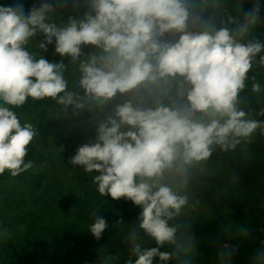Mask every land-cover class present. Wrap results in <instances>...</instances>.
<instances>
[{
    "label": "clouds",
    "instance_id": "1",
    "mask_svg": "<svg viewBox=\"0 0 264 264\" xmlns=\"http://www.w3.org/2000/svg\"><path fill=\"white\" fill-rule=\"evenodd\" d=\"M82 19L57 23L56 8L47 2L0 6V176L17 177L34 167L26 157L37 128L16 109L29 100H50L61 110L103 111L118 95L127 97L96 127V142L78 147L69 159L91 177L97 192L112 200L131 201L141 211L128 226L125 264H191L196 255L188 226L176 224L197 211L190 189L209 175L213 153H229L248 145L264 121L241 107L250 71L264 68V42L252 35L260 5L243 22L228 16L217 27L214 15L221 0H86ZM236 8L240 12V5ZM234 25L229 28L228 25ZM43 35V40L33 41ZM55 40V53L70 57L78 78L71 83L68 65L49 62L39 50ZM92 46L85 54L81 46ZM259 59L257 60V57ZM83 57V59H81ZM251 92L264 86L251 77ZM82 91V95L77 91ZM258 116H264L261 109ZM96 173V174H94ZM93 208L88 227L96 240L110 226ZM170 222H173L170 225ZM123 219L113 227L122 228ZM244 234V229H238ZM155 246L145 247L144 238ZM168 246L171 251H161ZM233 249L218 253L231 264ZM116 257L106 255L104 264ZM251 264H264V252Z\"/></svg>",
    "mask_w": 264,
    "mask_h": 264
},
{
    "label": "trees",
    "instance_id": "2",
    "mask_svg": "<svg viewBox=\"0 0 264 264\" xmlns=\"http://www.w3.org/2000/svg\"><path fill=\"white\" fill-rule=\"evenodd\" d=\"M43 2L56 8L54 19L58 24L66 22L69 17L79 18L73 13L61 14L57 10L60 2L55 4L49 0H0V6L23 5L27 14L34 4L39 6ZM243 3L246 7L242 4L244 13L250 12L256 3L260 5L259 23L264 25V0H243ZM40 40H43V35L35 38L32 50H36L35 45ZM81 47L85 54L94 51L92 46ZM39 51L49 62L63 60L68 65L66 75L70 86L78 78L76 65L70 64V57L62 58L55 53V40L47 46V51ZM77 91L83 94L81 90ZM125 99L127 97L118 95L102 112H77L71 107L61 110L50 100H29L28 104L16 109L22 120L34 124L38 136L33 140L26 157V162L33 161L34 167L17 177H12L7 171L0 176V264H21L20 259L25 255L31 257L49 252L59 254L60 264H65L63 257L73 241L79 247L90 244L92 252H100L103 257L109 254L116 257L112 263L125 264L129 249L124 236L128 226L136 223L140 207L124 198L112 200L110 196H101L91 182V177L80 166L69 163L79 146L96 142L97 125L112 115L115 106ZM90 125L93 126L90 128ZM240 147H237L236 153ZM236 153L231 154L227 167L220 168L219 186L234 171L238 158ZM204 199L214 202V205L239 206L248 204L252 198L219 189ZM252 207L258 214L264 215L262 206L255 204ZM93 208L100 209L96 215L105 218L110 226L100 240H96L88 229L95 218L90 215ZM119 219H123L125 225L122 228L113 227ZM142 244L145 247L155 246L146 237ZM25 246L30 252L23 249ZM160 250L171 251V248L165 246ZM72 257L78 259L76 254ZM26 259L31 261L29 257ZM69 264L77 263L70 261ZM153 264H159L158 257L154 258ZM170 264H175V261Z\"/></svg>",
    "mask_w": 264,
    "mask_h": 264
},
{
    "label": "rangeland",
    "instance_id": "3",
    "mask_svg": "<svg viewBox=\"0 0 264 264\" xmlns=\"http://www.w3.org/2000/svg\"><path fill=\"white\" fill-rule=\"evenodd\" d=\"M49 1L55 4L60 2L57 10L63 15L76 14L79 17L78 20L82 19L84 13L89 10L86 0ZM221 3L223 7L227 8V14L223 11L214 13L211 8L206 9L203 13H200L198 9L195 11L202 20H207L214 15L217 27L222 26L219 21L221 19L227 21L229 15L237 18L238 22H243L246 14L242 8V4L245 7L243 0H221ZM233 3H239L241 9L239 13ZM228 27L233 28L234 25L229 24ZM252 35L264 42V25L258 23ZM259 55H264V51ZM253 75L256 76V82L264 86V68L257 64L254 66V70L250 71L246 88L240 94L241 107L250 111L253 118L264 121V116L257 115L261 109H264V93L257 96L251 92V77ZM92 126L90 125V128ZM232 153H236V150L221 153L217 149L213 153L208 162L210 174L201 177L200 182L190 189L192 201L199 200L201 207L191 215L175 221L176 224L182 226V230L183 225H187L189 235L194 237L196 255L192 258L191 264H221L218 253L225 251V245L234 250L230 258L231 264H251L257 253L264 252V215L258 214L252 207L257 204L264 208V136L260 135L258 131L250 144L239 148L236 153L238 158H236L234 171L222 181V186H219L220 168L223 169L229 165ZM219 189L252 199L248 204L239 206H219L204 199L205 196ZM197 195L199 196L197 197ZM172 223L170 222V225ZM241 228L245 230L244 234L238 231ZM69 248L63 257L65 264H69L70 261L77 264H104L103 255L100 252V255L97 252L93 253L90 244L79 247L73 241ZM23 249L30 252L28 246ZM74 254L78 256L77 260L72 257ZM59 256V254L51 252L45 255L38 253L31 257L25 255L20 259V262L21 264L22 262L24 264H60ZM28 257L31 258V261L26 259Z\"/></svg>",
    "mask_w": 264,
    "mask_h": 264
}]
</instances>
